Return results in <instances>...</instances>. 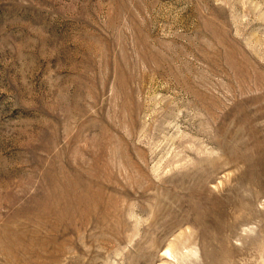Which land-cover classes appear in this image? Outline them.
Returning a JSON list of instances; mask_svg holds the SVG:
<instances>
[{"label":"rangeland","instance_id":"374dc122","mask_svg":"<svg viewBox=\"0 0 264 264\" xmlns=\"http://www.w3.org/2000/svg\"><path fill=\"white\" fill-rule=\"evenodd\" d=\"M0 264H264V0H0Z\"/></svg>","mask_w":264,"mask_h":264},{"label":"bare ground","instance_id":"6f19581e","mask_svg":"<svg viewBox=\"0 0 264 264\" xmlns=\"http://www.w3.org/2000/svg\"><path fill=\"white\" fill-rule=\"evenodd\" d=\"M82 201V200H81ZM69 212V210H66L65 212H63L62 213V218H63V216L66 214V213H68ZM66 216V215H65Z\"/></svg>","mask_w":264,"mask_h":264}]
</instances>
